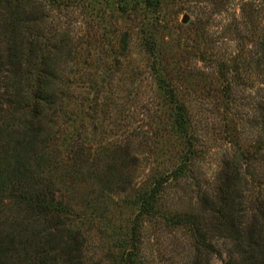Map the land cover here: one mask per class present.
Listing matches in <instances>:
<instances>
[{
	"label": "rangeland",
	"instance_id": "374dc122",
	"mask_svg": "<svg viewBox=\"0 0 264 264\" xmlns=\"http://www.w3.org/2000/svg\"><path fill=\"white\" fill-rule=\"evenodd\" d=\"M28 1L55 110L33 166L74 215L64 228L81 236L76 264H263L214 217L219 199L233 203L229 222L264 212V0H160L156 10L142 0ZM156 75L184 107L188 138L173 129ZM6 94L0 87L1 110ZM160 180L157 216L141 219L134 239L138 197Z\"/></svg>",
	"mask_w": 264,
	"mask_h": 264
},
{
	"label": "trees",
	"instance_id": "16d2710c",
	"mask_svg": "<svg viewBox=\"0 0 264 264\" xmlns=\"http://www.w3.org/2000/svg\"><path fill=\"white\" fill-rule=\"evenodd\" d=\"M13 1L16 0H0V12L7 17L6 21H0V87L9 93L5 99L6 109H0L4 111V115H0V264H76L82 246L81 236L64 228L70 225L74 215L68 207L53 199L50 182L40 178L36 172L38 168L33 166L46 157L37 147L47 149L45 118L48 113L53 118L55 112L51 99L45 94L51 59L42 50L37 34L33 33L37 23L34 16H24L29 1L25 0L23 6H12ZM159 2L141 1L151 10H156ZM120 4L123 9L128 1L120 0ZM18 11L23 17L12 19V14ZM145 48L153 54L152 41L146 40ZM156 80L171 106L173 129L177 135L188 138L184 107L177 103L175 92L165 78L156 75ZM34 148L36 152L32 154ZM182 168L178 167L172 177L176 178ZM162 183L160 180L138 197L139 212L131 229L134 239L140 220L157 216L156 202ZM218 205L214 218L221 225L222 237L245 246L252 260L259 259L264 264L260 248L264 212L250 225L243 226L223 217L222 213H228L233 203L219 199ZM6 212L16 214L15 219L10 215L2 219ZM185 219L191 218L186 216Z\"/></svg>",
	"mask_w": 264,
	"mask_h": 264
}]
</instances>
